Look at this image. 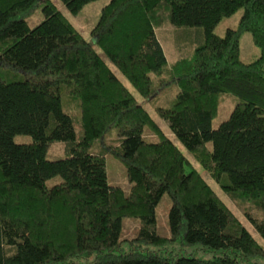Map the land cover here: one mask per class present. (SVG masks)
<instances>
[{
    "label": "trees",
    "instance_id": "1",
    "mask_svg": "<svg viewBox=\"0 0 264 264\" xmlns=\"http://www.w3.org/2000/svg\"><path fill=\"white\" fill-rule=\"evenodd\" d=\"M88 1L60 0L70 13ZM38 5L42 18L28 26ZM239 7L235 27L212 32ZM162 17L202 27L189 53L170 62L155 33ZM244 30L258 47L250 61L239 58ZM89 35L51 0H0V264H264V247L95 49L151 102L264 241V0H108ZM172 87L169 104H160ZM224 91L238 100L212 128ZM146 127L156 139L143 136ZM18 133L30 141H15ZM52 140L65 142L64 155L45 157ZM107 153L124 164L127 191L107 182ZM54 175L60 180L46 185ZM163 192L168 235L154 229ZM123 216L141 221L130 238L119 237ZM167 242L212 255L150 247Z\"/></svg>",
    "mask_w": 264,
    "mask_h": 264
},
{
    "label": "rangeland",
    "instance_id": "2",
    "mask_svg": "<svg viewBox=\"0 0 264 264\" xmlns=\"http://www.w3.org/2000/svg\"><path fill=\"white\" fill-rule=\"evenodd\" d=\"M55 6L61 11V13L73 24L75 29L86 39L90 40L89 29L96 21L100 7L106 3L108 0H90L84 3L81 8L76 13H70L65 6L60 2V0H51ZM158 12V11H157ZM242 12V8L239 7L235 9L231 14L226 16H221L219 20L213 25L212 32L221 35L223 34L225 28L235 27L238 18ZM42 18V11L40 5L36 6L33 12L26 16V23L28 26H33ZM156 36L163 48V52L167 62L172 61L179 55L189 53L191 46L194 44V38L199 33H202L201 26H173L167 22V20L162 17L155 25ZM239 44V58L243 61H250L258 55V47L252 42L251 34L249 31L244 30L240 33L238 38ZM96 51L101 56V58L109 65L111 70L120 79V81L128 88V90L135 96V98L142 103L144 108L149 112L154 122L159 126L164 134H166L182 151V153L191 161L195 166L197 171L201 174L204 180L212 188V190L217 194V196L226 204V206L234 213L238 220L245 226V228L251 233L254 239L264 247V241L255 231L253 226L249 223L246 214L239 206L233 201L220 187L219 185L210 177L208 172L202 169L194 160L192 155L187 149L178 141V139L171 133L165 120L160 118L155 111L151 102L144 101L143 98L136 92L133 86L128 82V80L120 73V71L115 68V66L108 60L105 54L98 48ZM175 89L169 88L162 96L159 98V102L162 105H167L171 101L174 95ZM221 99L218 103L215 115L211 119V127H216L220 121L225 119L233 107L234 103L238 100L237 97L228 91L220 93ZM62 108L66 110V107L62 105ZM67 111V110H66ZM70 115L71 113L68 112ZM73 128L75 132V137H78L80 133L79 124L73 119ZM108 136L114 137V129H110ZM143 136L146 139L154 140L156 135L149 129H143ZM13 139L17 142H28L30 141V135L18 133L13 136ZM209 145V142H207ZM65 153V142L61 140H52L48 143L45 150V157L55 158L64 155ZM104 168L106 172V179L109 184L116 185L122 188L123 191L128 189V180L125 175V166L118 160V158L105 154L104 156ZM60 177L54 175L45 180L46 185L58 182ZM170 204V199L168 195L163 192L159 197V200L154 208L155 224L154 229L161 235H168V226L166 223V213ZM247 212L255 218H259L260 214L256 209L252 207L247 208ZM140 219L137 217L123 216L120 219V238H130L134 236L140 226ZM152 248H158L161 251L169 250L175 255H183L192 252L193 255L197 257L207 258L212 255L211 252H203L197 248L196 245H186L180 246L177 243L167 242L163 245L150 246Z\"/></svg>",
    "mask_w": 264,
    "mask_h": 264
}]
</instances>
